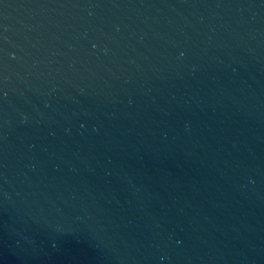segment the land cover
I'll list each match as a JSON object with an SVG mask.
<instances>
[{
    "label": "water",
    "instance_id": "water-1",
    "mask_svg": "<svg viewBox=\"0 0 264 264\" xmlns=\"http://www.w3.org/2000/svg\"><path fill=\"white\" fill-rule=\"evenodd\" d=\"M0 264H264V0H0Z\"/></svg>",
    "mask_w": 264,
    "mask_h": 264
}]
</instances>
